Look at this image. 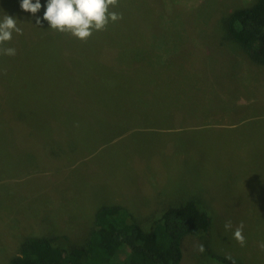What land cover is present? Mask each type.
Segmentation results:
<instances>
[{"label": "rangeland", "instance_id": "374dc122", "mask_svg": "<svg viewBox=\"0 0 264 264\" xmlns=\"http://www.w3.org/2000/svg\"><path fill=\"white\" fill-rule=\"evenodd\" d=\"M254 1L119 0L123 19L82 41L0 0L23 29L0 44V140L40 135L32 160L0 154V264L26 236L85 245L101 205L148 229L187 200L210 222L182 237L180 264H264V66L225 28Z\"/></svg>", "mask_w": 264, "mask_h": 264}, {"label": "trees", "instance_id": "16d2710c", "mask_svg": "<svg viewBox=\"0 0 264 264\" xmlns=\"http://www.w3.org/2000/svg\"><path fill=\"white\" fill-rule=\"evenodd\" d=\"M225 20L229 37L257 65L264 66V0L233 9ZM33 130H27L30 141L18 133L8 134L11 135L8 141L14 140L15 149L10 147L7 151L6 143L0 140V154L26 150L25 154L30 152L28 159L32 160L31 152L38 141L35 136H40ZM43 137L46 135L42 134ZM93 215V227L85 245L68 249L46 235L26 236L10 264H180L182 237L205 230L210 222L193 200L162 209L157 219L150 220L148 229L134 221L121 205H101ZM118 252L122 255L116 259ZM212 256L222 264H236L233 257Z\"/></svg>", "mask_w": 264, "mask_h": 264}, {"label": "clouds", "instance_id": "9594fccd", "mask_svg": "<svg viewBox=\"0 0 264 264\" xmlns=\"http://www.w3.org/2000/svg\"><path fill=\"white\" fill-rule=\"evenodd\" d=\"M119 0H47L43 16L36 14L42 5L40 0H20V9L35 17V24L40 25L41 21H46L48 28L60 33H67L79 40H87L93 32L104 31L109 22H117L123 19L121 13L109 11L110 8L118 6ZM23 34V29L17 26V19L13 16L5 15L0 21V44L11 41L12 34ZM4 55L14 56V48H4ZM228 230L232 227L231 222L224 225ZM243 223L238 225L233 232V238L243 247L246 243L243 235ZM264 250V244L260 245ZM200 251H203L201 246Z\"/></svg>", "mask_w": 264, "mask_h": 264}, {"label": "crops", "instance_id": "0c3cea01", "mask_svg": "<svg viewBox=\"0 0 264 264\" xmlns=\"http://www.w3.org/2000/svg\"><path fill=\"white\" fill-rule=\"evenodd\" d=\"M4 216V215H3ZM15 255V254H14ZM11 259V258H10ZM9 263H10V260H9Z\"/></svg>", "mask_w": 264, "mask_h": 264}]
</instances>
